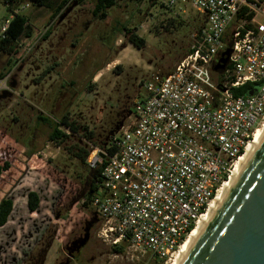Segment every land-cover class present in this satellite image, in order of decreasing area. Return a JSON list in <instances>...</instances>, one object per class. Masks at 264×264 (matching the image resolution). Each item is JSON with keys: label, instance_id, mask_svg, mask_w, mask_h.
Here are the masks:
<instances>
[{"label": "rangeland", "instance_id": "374dc122", "mask_svg": "<svg viewBox=\"0 0 264 264\" xmlns=\"http://www.w3.org/2000/svg\"><path fill=\"white\" fill-rule=\"evenodd\" d=\"M164 1L118 0L99 21L91 15L94 0H69L52 20L51 10L31 0H0V36L16 14L27 17L32 30V38L0 50V200L8 197L14 206L0 228V264H27L49 237L44 264H169L175 257L159 262L124 244L115 253L100 237L104 221L83 206L87 199L79 200L88 161L103 151L110 129L125 123L118 117L122 107L131 109L151 74L175 68L203 25L196 9L180 14ZM59 2L52 0L53 8ZM123 25L145 40L143 49L119 33ZM66 113L80 131L61 129L68 138L49 142L53 119ZM80 149L88 152L84 163L76 157ZM29 192L40 201L34 213L26 207Z\"/></svg>", "mask_w": 264, "mask_h": 264}, {"label": "built area", "instance_id": "2783aa9c", "mask_svg": "<svg viewBox=\"0 0 264 264\" xmlns=\"http://www.w3.org/2000/svg\"><path fill=\"white\" fill-rule=\"evenodd\" d=\"M164 7L196 9L203 25L170 73L141 83L142 95L109 138L113 153L96 151L88 161L94 171L105 160L87 201L104 221V242L159 262L178 253L264 121V0H165Z\"/></svg>", "mask_w": 264, "mask_h": 264}, {"label": "water", "instance_id": "95a60500", "mask_svg": "<svg viewBox=\"0 0 264 264\" xmlns=\"http://www.w3.org/2000/svg\"><path fill=\"white\" fill-rule=\"evenodd\" d=\"M230 47L214 67L218 74L228 64ZM90 174L94 178L96 172ZM181 264H264V137Z\"/></svg>", "mask_w": 264, "mask_h": 264}, {"label": "trees", "instance_id": "16d2710c", "mask_svg": "<svg viewBox=\"0 0 264 264\" xmlns=\"http://www.w3.org/2000/svg\"><path fill=\"white\" fill-rule=\"evenodd\" d=\"M6 1L9 3L13 2V0H6ZM31 1H33V3L39 8H45L47 10H51L50 19L52 20L61 15L64 7L66 6L69 0H60V2L57 4L55 8H53L52 6V0H31ZM117 1L118 0H94L91 15L99 21L104 20L107 17V12L116 6ZM128 1L132 3H140L143 0H128ZM7 22H8V27L5 29L3 37L0 38V50H2L3 47L5 46L9 47L14 42L18 41L21 37H24L26 39L32 38V30L29 27V22L27 17L16 14L11 18V20ZM178 25H180V23H178ZM119 33H123L127 37L128 42L138 50L144 48L145 40L143 38H139L136 35V33L133 31V29H129L123 25L121 26ZM189 53H190V48L187 50L185 56L188 55ZM170 72H167L166 74ZM244 91L245 88L236 90L235 95H242ZM130 111H131L130 108H128L127 106H123L118 117H124L123 119H126ZM39 119L43 122L48 121L44 118H39ZM53 120H54V126L51 130V133L48 136L49 142H57L60 144L68 138L67 133L74 135L80 131V127L77 124H75V122L69 120L68 113L63 115L59 120L56 119ZM61 129H64L67 133L65 131H62ZM115 130H116L115 127L111 128L108 134L110 135ZM108 146H109V140L107 141L106 146H104L102 149L103 152L106 153V155H111L114 150L112 148L108 149ZM79 151L81 153L76 154V157L80 159L81 163H84L86 157L88 156V152L81 149ZM104 161L105 160H102L99 164H97V167L94 170V172H96L94 178H92V175L90 173L87 177V188L84 191V194H82L79 198V200H83L84 198L87 199L86 203L83 204L84 207H87L88 205L87 201L90 199V197L95 193L97 189L96 183L98 181V177L100 176V171L104 166ZM7 168L8 165H5L4 169ZM1 171L2 169H0V172ZM39 203H40L39 197L35 192H29L27 194L26 207L30 213H34L38 209ZM13 209L14 206H13V201L11 199H9L8 197H4L3 199L0 200V228L7 223L8 218L12 213ZM52 242H53V237H49L43 243L39 244V250L37 254L31 256L27 264H44L45 256L48 250L50 249ZM112 249L115 253L122 252V247H113Z\"/></svg>", "mask_w": 264, "mask_h": 264}, {"label": "bare ground", "instance_id": "6f19581e", "mask_svg": "<svg viewBox=\"0 0 264 264\" xmlns=\"http://www.w3.org/2000/svg\"><path fill=\"white\" fill-rule=\"evenodd\" d=\"M264 137V121L261 126H259L254 134V138L248 148L246 149L245 153L238 159L232 174L230 175L229 179L225 182L222 186L221 190L218 192L217 196L209 206L206 214L200 221L197 223L195 229L191 232L188 238L185 240L183 245L178 251V254L175 255L173 260L169 264H181L184 258L189 253L192 246L195 244L201 233L203 232L205 226L209 223L215 212L217 211L219 205L231 189L232 185L234 184L237 176L240 174L242 169L245 167L246 163L248 162L249 158L252 156L254 151L256 150L257 146L261 142L262 138Z\"/></svg>", "mask_w": 264, "mask_h": 264}]
</instances>
